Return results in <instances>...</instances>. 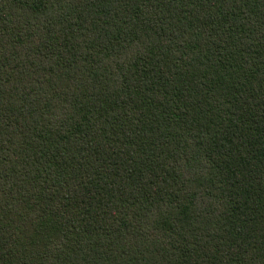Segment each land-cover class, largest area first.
I'll return each mask as SVG.
<instances>
[{
    "label": "trees",
    "instance_id": "16d2710c",
    "mask_svg": "<svg viewBox=\"0 0 264 264\" xmlns=\"http://www.w3.org/2000/svg\"><path fill=\"white\" fill-rule=\"evenodd\" d=\"M0 264H264V0H0Z\"/></svg>",
    "mask_w": 264,
    "mask_h": 264
}]
</instances>
